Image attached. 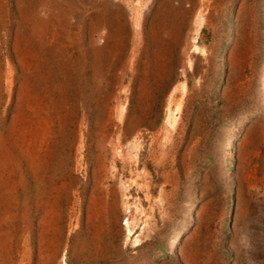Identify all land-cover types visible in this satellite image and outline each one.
Masks as SVG:
<instances>
[{"label":"rangeland","instance_id":"374dc122","mask_svg":"<svg viewBox=\"0 0 264 264\" xmlns=\"http://www.w3.org/2000/svg\"><path fill=\"white\" fill-rule=\"evenodd\" d=\"M0 264H264V0H0Z\"/></svg>","mask_w":264,"mask_h":264}]
</instances>
